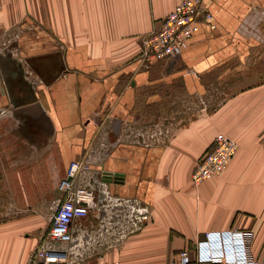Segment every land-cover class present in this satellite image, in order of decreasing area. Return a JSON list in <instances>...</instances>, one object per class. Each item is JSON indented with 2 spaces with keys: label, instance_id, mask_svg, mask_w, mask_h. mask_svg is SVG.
<instances>
[{
  "label": "crops",
  "instance_id": "1",
  "mask_svg": "<svg viewBox=\"0 0 264 264\" xmlns=\"http://www.w3.org/2000/svg\"><path fill=\"white\" fill-rule=\"evenodd\" d=\"M181 1L0 0V43L20 45L25 61L0 60V264H28L50 228L47 198L32 201L26 189L55 194L84 155L95 180L106 171L122 183L96 197L105 229L93 210L73 229L72 264H167L230 229L252 234L249 257L264 264V0H200L215 28L201 21L180 55L142 61V38ZM219 133L238 150L194 186ZM12 135L35 141L30 163L5 142ZM13 189L24 192L8 217ZM118 200H137L150 220L129 233Z\"/></svg>",
  "mask_w": 264,
  "mask_h": 264
},
{
  "label": "built area",
  "instance_id": "2",
  "mask_svg": "<svg viewBox=\"0 0 264 264\" xmlns=\"http://www.w3.org/2000/svg\"><path fill=\"white\" fill-rule=\"evenodd\" d=\"M208 23L211 29L212 15L204 12L200 0H182L163 19L160 29L142 38L139 58L146 62L165 61L180 55L191 37L199 30L200 22ZM7 113L0 109V117ZM238 150L237 143L226 135L215 136L211 147L199 158L190 175L192 185L198 186L205 180L212 179L224 172ZM102 174L98 180L92 175L89 160L73 161L67 174L58 185L64 192L63 198L52 202L51 225L46 235L33 252L28 264H72L74 240L73 229L86 218L91 210L97 208L96 197L107 183ZM81 179L78 187L77 180ZM126 205V231L133 233L141 228L142 223L150 220V211L146 206H138L137 200L120 201ZM250 232L230 229L208 233L197 241L192 250L177 251L167 264H259L253 262L248 253ZM69 245L64 249L61 245ZM112 264H119L117 261Z\"/></svg>",
  "mask_w": 264,
  "mask_h": 264
},
{
  "label": "rangeland",
  "instance_id": "3",
  "mask_svg": "<svg viewBox=\"0 0 264 264\" xmlns=\"http://www.w3.org/2000/svg\"><path fill=\"white\" fill-rule=\"evenodd\" d=\"M27 30L30 31V29H27ZM21 53H24V52H21L20 45H18L16 43H9V42H6V40L4 42L0 43V60L4 61L6 63L7 62L9 63L10 61H13V59H15V61H18L19 65L23 64V62H25V61L21 60V57H22ZM30 78H33L32 80H34V82H33L34 85H33L32 95H31V97L29 96L28 99H34L35 98V87H36L35 76L28 74V80H30ZM28 90H29V88H28ZM6 115L7 114H5L3 116H6ZM2 117H0V118H2ZM2 119H0V120H2ZM14 132H16V131H14ZM14 132H12V134H15ZM30 134L31 133L28 132V135H30ZM10 141L12 143L11 146L13 148H15V147L22 148V150H23V148H25L28 151V162L29 163L32 161V159L35 158V157L31 156V153L33 152L34 142L35 141H31V140L28 139L27 140V145L24 146L23 141L21 142V141H19V139H15V137L13 135L11 137L9 136L8 139L5 140L6 143H8ZM86 156L87 155H84L81 158L76 159L75 161H82V160H84V158ZM91 158H92V163H93V160H95V158L96 159L99 158V153L98 152L97 153L93 152L92 155H91ZM89 163H90V161H89ZM67 170H68V167H67ZM67 170L64 173L65 176L67 174ZM28 175H29V177H31V173L30 172H28ZM64 177L59 181L58 185L64 179ZM58 185H57V187L55 189L56 190V192H54L55 194L49 193L48 195L46 194L45 189L31 188L30 186L26 189L27 193L29 194L28 196L31 197V200H32V197H34L36 195H38L40 198H42V197L43 198H47L48 204H46V207H47V212L49 213L48 217H50V216L52 217V211L50 210V206H51L52 202L54 200H56V199L63 198V196H64L63 195L64 192H61V190L58 189ZM21 190H23V189H21ZM19 191L20 190H18V189L11 190V195H10L11 198H10V200H11L12 206H11V211L9 212L8 217L15 216V213H17V211L13 208V204H15V202H17V198H18V195L20 194V192H24V191H20V192ZM2 192H3V190L1 189V194L0 195H3ZM2 199L3 198L0 197V200H2ZM32 201H34V200H32ZM118 203H120V202H118ZM93 211H94L93 213H98L97 216L95 215V220H92L93 225L95 227H97V228L105 229V225H107V223H109V222H108V220L105 221V219H102L104 213H106L104 211V208H98V205H97V208L95 210H93ZM83 225H84L83 221H80L79 223H77L76 227H78V228H79V226L83 227ZM175 253H173L172 258H173Z\"/></svg>",
  "mask_w": 264,
  "mask_h": 264
},
{
  "label": "water",
  "instance_id": "4",
  "mask_svg": "<svg viewBox=\"0 0 264 264\" xmlns=\"http://www.w3.org/2000/svg\"><path fill=\"white\" fill-rule=\"evenodd\" d=\"M102 179L104 182L109 184L110 183L120 184L122 183V174L103 171Z\"/></svg>",
  "mask_w": 264,
  "mask_h": 264
}]
</instances>
